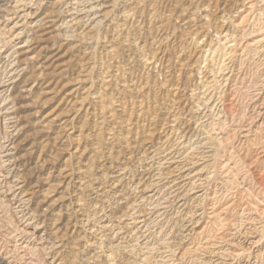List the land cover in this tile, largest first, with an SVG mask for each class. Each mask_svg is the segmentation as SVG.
I'll use <instances>...</instances> for the list:
<instances>
[{"label": "rangeland", "instance_id": "rangeland-1", "mask_svg": "<svg viewBox=\"0 0 264 264\" xmlns=\"http://www.w3.org/2000/svg\"><path fill=\"white\" fill-rule=\"evenodd\" d=\"M0 264H264V0H0Z\"/></svg>", "mask_w": 264, "mask_h": 264}]
</instances>
